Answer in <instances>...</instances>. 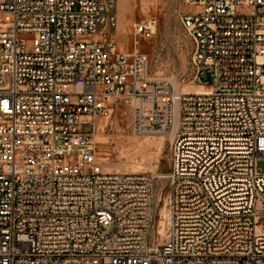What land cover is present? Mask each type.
Returning <instances> with one entry per match:
<instances>
[{
	"label": "built area",
	"instance_id": "1",
	"mask_svg": "<svg viewBox=\"0 0 264 264\" xmlns=\"http://www.w3.org/2000/svg\"><path fill=\"white\" fill-rule=\"evenodd\" d=\"M194 82L177 94L110 37L118 0H0V264H264V0H182ZM168 135L169 192L108 172L113 101Z\"/></svg>",
	"mask_w": 264,
	"mask_h": 264
},
{
	"label": "rangeland",
	"instance_id": "2",
	"mask_svg": "<svg viewBox=\"0 0 264 264\" xmlns=\"http://www.w3.org/2000/svg\"><path fill=\"white\" fill-rule=\"evenodd\" d=\"M118 26L110 37L119 52L134 51V26L149 19L157 21L156 33L140 42L137 50L148 57L149 76L169 82L177 94L197 88L191 69L192 42L183 29L179 14L182 0H118ZM150 5V9H147ZM177 129L168 135L138 134L134 130L133 108L113 101L110 115L97 121V157L108 172H150L157 176L156 194L169 192L171 146ZM107 160V162L105 161ZM264 174V157L258 162ZM162 179V180H160ZM255 211L263 212L257 203Z\"/></svg>",
	"mask_w": 264,
	"mask_h": 264
},
{
	"label": "bare ground",
	"instance_id": "3",
	"mask_svg": "<svg viewBox=\"0 0 264 264\" xmlns=\"http://www.w3.org/2000/svg\"><path fill=\"white\" fill-rule=\"evenodd\" d=\"M128 2V6L130 7V3L132 2V0H126ZM119 10L121 9V5H118ZM147 9H150V5H147ZM206 89H202V88H195L194 91L192 92H196V93H202V92H206ZM189 93V92H188ZM105 161L107 162V160L105 159ZM162 180V179H160Z\"/></svg>",
	"mask_w": 264,
	"mask_h": 264
},
{
	"label": "water",
	"instance_id": "4",
	"mask_svg": "<svg viewBox=\"0 0 264 264\" xmlns=\"http://www.w3.org/2000/svg\"><path fill=\"white\" fill-rule=\"evenodd\" d=\"M170 169H172V161H171V159H170Z\"/></svg>",
	"mask_w": 264,
	"mask_h": 264
}]
</instances>
